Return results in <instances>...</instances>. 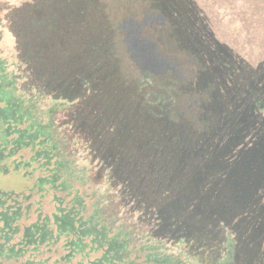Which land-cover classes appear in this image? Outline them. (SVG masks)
<instances>
[{
	"label": "trees",
	"instance_id": "trees-1",
	"mask_svg": "<svg viewBox=\"0 0 264 264\" xmlns=\"http://www.w3.org/2000/svg\"><path fill=\"white\" fill-rule=\"evenodd\" d=\"M263 53L264 0H0V161L28 149L14 161L33 182L0 198V264H255L240 254L264 246ZM32 187L58 224L26 229L47 214Z\"/></svg>",
	"mask_w": 264,
	"mask_h": 264
},
{
	"label": "rangeland",
	"instance_id": "rangeland-1",
	"mask_svg": "<svg viewBox=\"0 0 264 264\" xmlns=\"http://www.w3.org/2000/svg\"><path fill=\"white\" fill-rule=\"evenodd\" d=\"M4 1L9 2L10 4L13 3V2H15V1H16V3L21 2V0H4ZM23 1H27V0H23ZM220 14H221L220 22H218L216 24V28L218 30V35H220L219 36L220 39H222L223 41L229 43L228 41H229V39L232 36L227 35L226 32H225V30L228 29V28L229 29H232V30H234L236 28H240L241 24L239 22H237V21H232L230 18H228V12L226 10L221 11ZM7 33H8V35L6 36V40H8L10 42L11 41L10 38H11L12 35L9 32H7ZM50 40H51V44L53 45V47L54 48H58V46H59L60 43L57 41V37L54 36V38H52ZM93 40L95 41V45L98 46V40L95 37L93 38ZM252 41L254 43H256L254 40H252ZM232 43H234V38L233 37H232ZM59 48H61V46ZM255 48L258 49V43H256L255 45H252V46L249 43L248 45L242 46V49L243 50L236 49V52L239 53L243 57H246V56L253 57V56H255V54L252 53V52H253V50ZM4 50H5V54L4 55L8 58V60L13 61V58L12 57L10 58L9 55H6L7 53L9 54V52H8L9 51V46H8L7 43H6V45H4ZM96 51H95L96 54L98 56H100L97 49H96ZM256 54H257V56L259 55L257 52H256ZM13 57L15 58V60H14V62H15L17 60V56H13ZM262 57H264V55H262ZM132 59H133V61H135V64L136 65H139L141 62H144L145 61V60L143 61V58L139 57L136 54H134V56H132ZM97 61H98L97 60V57L94 54V62H93V64L97 63V64H99V66H101L102 65V60H99V62H97ZM107 62H108V65H110L109 66L110 71L112 70L111 66H114V67L117 68V70H118L119 73H121V72L122 73H126V74L129 73V74H127V76L131 75L130 77H132V76L135 77L134 76V71H135L136 67L135 68H130L132 71H129L128 72V70H127L128 69V66H123V65L120 64L121 65L120 66L121 69L119 70L118 69V66H117L118 62L117 63H114L112 61L111 54H110ZM98 68L99 67H95L94 65H93V67H92V65L89 67V69L91 71L90 74L93 77H95V69H98ZM137 69H140V68H137ZM149 82L151 83L152 88L155 89L156 88V84L154 83V80L153 79H150ZM157 90H159L160 92H164V90L163 89H160V87H159L158 89L155 90V94H158L157 93ZM161 95H162V97L159 96V98H160V100H163L164 99V94H161ZM116 112H117V108L115 106L114 109H113V113L116 114ZM61 117L62 116H57V121L56 122L58 123V125H62V123H63V120H59ZM124 125H125L123 127L124 130L125 131H128L129 132L128 135H130V133L133 132V128H132L133 127V124L130 123L129 120H128V121H126V123ZM153 139L155 141L160 142L158 140L159 139L158 134L155 137H153ZM127 141L129 142L130 140L127 139ZM185 147L187 148V146H185ZM28 154H29L28 153V149L21 150L20 152H18L15 155L14 160H18L20 158L23 159V160H25V159L28 158ZM21 155H22V157H20ZM23 164H25V163L23 162ZM23 164H20V165L14 164L12 162V158H10V159L7 158V159H4L3 161H0V197L1 198H5L6 196H9L11 198L18 197L15 194L20 193V191L17 189L18 183H19V179H22V181H24V182H26V181L28 182V180H26V179L23 178V176L20 177L21 174L23 173V169H24V165ZM93 171H94L93 168L90 167V169L87 171V175H90L91 176L90 179L91 180L94 179L95 180V183H89V182H92V181H89V180L87 182L85 181L83 185H80L78 182H75L74 183V186L75 187H79V192L82 193V195H84L83 198L85 199L84 200L85 203H86L85 206H86L88 212L91 211L90 204H92L95 201L97 195H99V194L95 195L93 193V191H95V188L98 185L101 184V182H100L101 181V178L94 177L93 176V174H94ZM34 177L35 176L33 175L32 176V179ZM98 182H100V183H98ZM31 183H33V182L31 181V182L28 183V185H30L29 186V189L33 185ZM35 188H36V186H35ZM35 188L32 187V189H34V191H33V194H34L33 195V201L36 200V199H38L37 195H41V193L46 192V193L43 194L44 196L42 198H40V202H41L42 209H43L44 212H47V213H49L52 210H54V203L55 202L53 203V199L51 198V196H52V194L54 192L51 191V189H49V188L43 187L42 191L37 193L35 191L36 190ZM29 189L28 188L25 189L24 193L27 194L29 192ZM98 191H99V188H98ZM10 195H12V196H10ZM100 205H101V207H103V203L102 202H100ZM32 207L34 208V205H32ZM258 251H259V248L258 247H256V248L255 247H250V249L248 250L247 246H245L241 250V252H242V254H240L241 260H243V261H250V259H249L250 256L256 255V259H253L251 261L254 262L255 264H264V246H261L260 247V251L259 252ZM235 253H236V251H235Z\"/></svg>",
	"mask_w": 264,
	"mask_h": 264
},
{
	"label": "flooded vegetation",
	"instance_id": "flooded-vegetation-1",
	"mask_svg": "<svg viewBox=\"0 0 264 264\" xmlns=\"http://www.w3.org/2000/svg\"><path fill=\"white\" fill-rule=\"evenodd\" d=\"M12 162L14 163V164H16V165H20L21 164V162H18V161H14V160H12ZM23 176V178L24 179H26V180H28L27 179V177H31L30 176V172L29 171H25V170H23V173L21 174V176L20 177H22ZM29 181V180H28ZM37 181H38V179H37ZM36 181V182H37ZM28 182L26 181V182H24V181H22V179H19V183H18V187H17V189L20 191V193H17V194H15V195H17L18 197H20L23 193H22V190L24 189H27V184ZM14 194V193H13ZM10 196H12V195H10ZM18 197H16V198H11V197H9V196H6L5 198H2L3 200H8V201H17V199H18ZM1 198V197H0ZM54 207H55V204H54ZM66 216L67 215H64L63 217H62V221H63V218L64 219H67L66 218ZM58 219H61V217H58L56 214H55V208H54V210H52L51 212H49V213H47L46 214V216L44 217V219H43V221L41 222V224L39 225V224H33V225H31V227H28V228H26V229H46L47 228V224L49 223V221L50 220H52L55 224H58L57 223V221H58ZM63 223V222H62Z\"/></svg>",
	"mask_w": 264,
	"mask_h": 264
}]
</instances>
